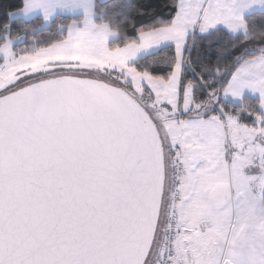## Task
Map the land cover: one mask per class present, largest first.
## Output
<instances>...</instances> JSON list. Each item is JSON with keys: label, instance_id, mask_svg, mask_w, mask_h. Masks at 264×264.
Returning a JSON list of instances; mask_svg holds the SVG:
<instances>
[{"label": "snow or ice", "instance_id": "1", "mask_svg": "<svg viewBox=\"0 0 264 264\" xmlns=\"http://www.w3.org/2000/svg\"><path fill=\"white\" fill-rule=\"evenodd\" d=\"M0 9V264H264V0Z\"/></svg>", "mask_w": 264, "mask_h": 264}, {"label": "trees", "instance_id": "2", "mask_svg": "<svg viewBox=\"0 0 264 264\" xmlns=\"http://www.w3.org/2000/svg\"><path fill=\"white\" fill-rule=\"evenodd\" d=\"M10 0H0V3H3V4H7L9 3ZM122 0H106V3L109 4V5H112V4H118V3H121ZM0 11H2V9H0ZM117 11H119V9H117Z\"/></svg>", "mask_w": 264, "mask_h": 264}]
</instances>
